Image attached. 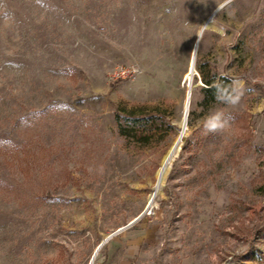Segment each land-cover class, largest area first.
Wrapping results in <instances>:
<instances>
[{"label": "rangeland", "instance_id": "obj_1", "mask_svg": "<svg viewBox=\"0 0 264 264\" xmlns=\"http://www.w3.org/2000/svg\"><path fill=\"white\" fill-rule=\"evenodd\" d=\"M108 237L92 264H264V0H0V264Z\"/></svg>", "mask_w": 264, "mask_h": 264}, {"label": "trees", "instance_id": "obj_2", "mask_svg": "<svg viewBox=\"0 0 264 264\" xmlns=\"http://www.w3.org/2000/svg\"><path fill=\"white\" fill-rule=\"evenodd\" d=\"M199 72L201 74L203 83L206 85V87L203 88V92L208 96V98H211L210 103H214L218 99V96H220L221 94L232 97L231 78L227 76L218 77L217 75L209 76L206 75L200 68H199ZM138 111H142V108L139 110L136 109L132 110L125 117L117 116V121L121 135L123 136L128 135L125 132L126 126L123 123L124 119L131 123V127L135 132L137 131L138 128L145 127L147 124H149V119L145 116V113Z\"/></svg>", "mask_w": 264, "mask_h": 264}, {"label": "clouds", "instance_id": "obj_3", "mask_svg": "<svg viewBox=\"0 0 264 264\" xmlns=\"http://www.w3.org/2000/svg\"><path fill=\"white\" fill-rule=\"evenodd\" d=\"M242 94V82H236V87L233 92V96L221 94L218 99L225 103L235 105L238 103L239 96ZM229 124V120L225 118L223 113H216L211 116L204 125L206 132H220L223 131Z\"/></svg>", "mask_w": 264, "mask_h": 264}, {"label": "water", "instance_id": "obj_4", "mask_svg": "<svg viewBox=\"0 0 264 264\" xmlns=\"http://www.w3.org/2000/svg\"><path fill=\"white\" fill-rule=\"evenodd\" d=\"M204 29H205V27H203V29H202V31H201V33H200L199 38L201 37V34H202V32H203ZM197 47H198V43H196L195 46H194V50H193V54H192V58H191V63H190V64H191V66L194 68L193 77H194V76H197V77L200 79V83L202 84V80H201V78H200L199 73L197 72L196 64H195L196 55H197ZM191 66H190V67H191ZM154 196H155V194H153V196H152V198H151V201L153 200ZM109 238H110V237H108L107 239H105V240H104V241L98 246V248L96 249V251H95V253H94V255H93V258H92V260L90 261L89 264H92V263H93V260H94V258H95V256H96L98 250H99V249L105 244V242H107V240H108Z\"/></svg>", "mask_w": 264, "mask_h": 264}, {"label": "bare ground", "instance_id": "obj_5", "mask_svg": "<svg viewBox=\"0 0 264 264\" xmlns=\"http://www.w3.org/2000/svg\"><path fill=\"white\" fill-rule=\"evenodd\" d=\"M190 63H191V62H190ZM190 66H191V64H190ZM193 71H194V68L191 66V67H190L191 77H192V75H193ZM187 115H188V111H187ZM177 145H178V144H177ZM177 145L172 149V151L170 152V154H169L168 157L166 158V160H165V164H164L163 169H162V174H163L165 168L171 163V161H172V159H173V157H174V155H175V151H176ZM162 174H161V176H162ZM157 190H159V188H157ZM157 190H156V191H157Z\"/></svg>", "mask_w": 264, "mask_h": 264}, {"label": "built area", "instance_id": "obj_6", "mask_svg": "<svg viewBox=\"0 0 264 264\" xmlns=\"http://www.w3.org/2000/svg\"><path fill=\"white\" fill-rule=\"evenodd\" d=\"M136 72L137 71L135 69L121 68L118 72H116V75H118L121 78H126L135 75Z\"/></svg>", "mask_w": 264, "mask_h": 264}]
</instances>
